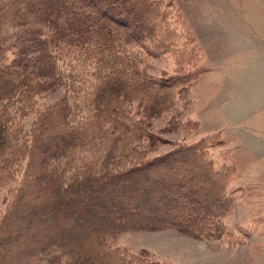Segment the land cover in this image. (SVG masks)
Masks as SVG:
<instances>
[{
  "label": "trees",
  "instance_id": "obj_1",
  "mask_svg": "<svg viewBox=\"0 0 264 264\" xmlns=\"http://www.w3.org/2000/svg\"><path fill=\"white\" fill-rule=\"evenodd\" d=\"M203 59L175 0H0V264H174L126 232L246 242L220 135L165 136L198 130L178 116Z\"/></svg>",
  "mask_w": 264,
  "mask_h": 264
},
{
  "label": "rangeland",
  "instance_id": "obj_2",
  "mask_svg": "<svg viewBox=\"0 0 264 264\" xmlns=\"http://www.w3.org/2000/svg\"><path fill=\"white\" fill-rule=\"evenodd\" d=\"M175 1L204 52L207 70L193 80L178 116L197 121L198 130L186 133L179 127L165 136L192 141L220 135L223 144L211 150V157L217 166L228 162L235 167L234 209L227 222L249 225L251 233L243 244H230L174 232H126L110 244L146 250L174 264H264V0ZM172 67L170 55L150 60L154 74ZM171 114L174 110L156 122L167 124ZM169 148L165 144L160 151Z\"/></svg>",
  "mask_w": 264,
  "mask_h": 264
}]
</instances>
